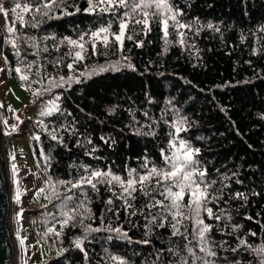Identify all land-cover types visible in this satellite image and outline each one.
<instances>
[{"label":"trees","instance_id":"1","mask_svg":"<svg viewBox=\"0 0 264 264\" xmlns=\"http://www.w3.org/2000/svg\"><path fill=\"white\" fill-rule=\"evenodd\" d=\"M17 2L34 9L49 0L3 1L8 15L0 34V59L13 75L20 67L29 77L25 84L38 85L40 97H59L57 110L43 117L42 126L36 129L39 140L32 142L45 171L44 187L52 206L38 216L45 228L41 239L54 253L43 264H119L112 256L127 264H203L205 260L211 264H260L261 254L254 249L264 246V32L259 31L264 27V0H169L182 13L178 17L181 22L191 24L198 19L200 25L213 23L220 31L185 29V44L181 45L170 26L166 46L162 25L150 21L151 31L145 35L142 26L129 19L122 52L115 44L104 48L98 43L97 54H92L87 44L85 59L74 63L72 71L66 66L73 63L68 55L71 46L64 38L78 39L108 23L110 31L117 32V17L126 9L90 14L84 11L89 7L87 0H57L59 7L49 13L51 18L21 13L25 21L21 25L11 11ZM34 14L36 27L29 23ZM9 27H15L12 36ZM127 35H133V40ZM12 39L17 48L12 47ZM136 41H143V46L137 47ZM117 61L121 65L118 70L110 67ZM128 62L135 71L122 66ZM102 66L105 70L99 71ZM93 69L97 71L91 75H80ZM60 76L74 80L44 91L51 78L58 81ZM174 110L191 125L180 135L201 149L197 159L208 179L216 180L215 188H221L222 183L228 186L223 188L222 199L208 205L221 219L201 214L211 226L207 247L215 256L200 250L203 245L195 236L192 220L179 225L181 232L187 227L186 238L173 236L170 214L164 220L161 208L143 207L148 198L139 191L130 201L133 207L125 211L124 201L113 196L121 191L115 182L111 191L103 183L97 185L99 191L88 185L71 188L58 183L77 182L87 174L85 168L110 170L124 178L128 169L142 172L145 157L161 166L160 150L167 149V132L171 130L164 120L171 122ZM153 120L156 123L150 129ZM137 129L154 130L156 135L137 134ZM53 130L56 140L52 139ZM49 180L59 198L52 194L46 183ZM236 192H243L247 200L233 199L230 194ZM109 199L111 205L106 203ZM187 199L185 196V202ZM131 211L137 214L130 216ZM62 213L71 217L63 231L60 221L66 217ZM159 223L165 227H158ZM85 226L101 231L86 234ZM109 226L121 227L130 239L108 232ZM49 227L60 236H45ZM85 235L87 239H83ZM77 237L82 239L83 251L74 244ZM240 239L246 244L240 245ZM144 240L149 243L138 242Z\"/></svg>","mask_w":264,"mask_h":264},{"label":"snow or ice","instance_id":"2","mask_svg":"<svg viewBox=\"0 0 264 264\" xmlns=\"http://www.w3.org/2000/svg\"><path fill=\"white\" fill-rule=\"evenodd\" d=\"M62 2L63 0H61V3ZM87 2L89 7L84 11L90 14L97 12H115L119 8H124L126 11L122 14V17H117V19H119V29L117 32H111L110 30L112 25L111 23H108L106 26H100L95 30H90L89 32L80 34L78 39H71L68 37L64 38V41H66V43L71 46L68 55L72 56L73 59V63L66 65L69 71L73 70L74 63L82 62L85 59L88 53V48L86 47L87 44L91 45L92 54H97L98 43L104 48H108L111 44H115L117 45V49L122 52L126 31L129 28V19H131V21L136 25H141L142 31L145 35L151 31L150 21L154 20V22L158 25H162L161 30L163 33L164 44L166 46L169 44L168 36L170 26L179 35V43L181 45L185 44L186 34L185 31H183L185 29L189 31L195 29L197 33L204 27L216 32L220 31L218 25H214L213 23L200 25L198 19L191 24L181 22L178 17L181 16L182 13L173 5H171L169 0H87ZM55 7H59L57 0H49V2L38 3V6L34 9L30 8L29 4L27 3L21 4L20 2H17L11 11L12 13L16 14V20H18L21 25H23L25 21L21 13L34 12L35 14L48 16L51 18L49 13L52 12ZM76 11H80V9L77 8ZM0 12H2L5 16L8 15V12L2 5H0ZM35 14L32 17V20L29 22L33 27H36L38 23V21H36ZM65 14L72 15L74 13ZM169 21H171V25H169ZM7 31L10 36H12L15 34L16 30L15 27H9L7 28ZM259 31L264 32V27H261ZM86 36L88 37L87 40ZM126 38L128 40H133V35H127ZM243 39L244 37L241 35V40ZM10 42L13 48H17L14 39H12ZM136 46L142 47L143 41H136ZM17 55H19L18 49ZM124 59L127 60L128 58L124 57ZM60 62L62 61H57V64ZM118 66H121L119 61L110 65V67L117 68V70ZM122 66L135 71V66L130 62ZM28 68L30 70L32 65L29 64ZM98 70L104 71L105 69L102 66ZM15 71L19 74L21 73V68L17 67ZM96 71L97 69H93L91 73L85 72L80 73V75H91ZM19 78L22 81H27L29 79L27 75H20ZM73 80L74 77L72 76H69L67 80L64 76H60L58 81L55 78H51L49 80V88L44 89V91H50L52 87H60L65 83H71ZM75 82L78 83L79 79L75 78ZM41 94L42 93L40 91L33 93L34 96H39ZM58 99L59 97H56L55 100L50 101L51 107L46 111H42L40 115H49L52 111L57 110L56 100ZM169 104H171V101H169ZM144 115L147 116L148 114L144 113ZM173 115L174 119L171 122L164 120V123L171 130L167 132V136L169 137L167 141V149L161 148L160 150V156L162 160L161 166L151 163L148 158L145 157L143 163L141 164L143 171L139 172L136 169H128L127 176L124 178H122L120 175L112 173L110 170L102 171L99 169L93 170L90 168H85V172L87 174L82 175L77 182H66L61 180L58 183L61 185L69 184L71 185V188H83L85 185H88L95 191H99L97 185L103 183L107 184L109 186V190L111 191V186L115 182V184L119 185L121 191L119 193L113 192V196H116L117 198L124 201L125 211L133 207L130 201L135 199L134 193L139 191L143 194V196L148 198L143 207L149 209L153 207L161 208L163 210L161 213V218L164 220H167L168 215L170 214L171 221L169 222L171 224L173 236H185L188 231L187 227H185L184 232H181L179 225L183 220H192L195 225L193 229L195 236L199 239L201 245H203L200 250L209 256H215L216 253L210 251V249L207 247L208 238L206 234L211 231V226L204 222V220L201 218V214L204 212L209 218H215L216 220L221 219V215L215 213L211 207H208V205L213 201H219L222 199L223 188L228 186L223 185L221 182V188L214 187L216 185V180L208 179L207 170L197 159V157L200 155L201 149L199 147H194L187 139L180 135L182 132H187L191 126L187 117L180 115L178 110H174ZM155 123L156 122L153 120L152 124H149L148 127L152 129V125ZM13 131H15V126H13ZM136 132L137 134L146 136L156 135L154 130L142 132L141 129H137ZM51 135L53 140L57 139L55 130H53ZM34 139L39 140V136L34 137ZM101 139L103 140L104 137H101ZM93 151H95V149H93ZM12 167L15 177L16 165L13 164ZM233 175L237 174L233 173ZM224 178L227 179L228 177ZM236 182L241 183L239 180ZM46 183L49 188L52 189V194L59 198V195L55 192V187L52 185V182L49 180ZM44 191V188L39 189L37 195ZM152 193H156V195L163 197V199H156V196L152 195ZM230 195L233 199L247 200V196L243 192H236ZM185 196L188 197L187 202H185ZM15 198L17 202H19V190H17ZM65 199H71V197L66 196ZM49 200L51 202L50 198ZM165 201H168V203H165ZM106 203L111 205L113 200L109 199ZM109 211H112V209H109ZM136 214L137 213L135 211L129 212L130 216H134ZM20 215L21 214H18V218ZM62 215H64L66 218L60 221L61 231H63L64 226L68 224L69 219L71 218L67 216V213H62ZM156 219L157 217L153 215L151 218L152 223H155ZM81 224L83 225V221H81ZM157 226L162 228L165 227V224L159 223ZM84 231L86 234H88L90 232H99L101 229L85 226ZM107 231L115 233L120 239H130L128 237V233L122 231L121 227L112 228L109 226ZM149 231H151V229H149ZM49 234H54L55 236L59 237L61 233L56 232L54 228L49 227L44 235L48 236ZM253 235H255V233H253ZM83 239H87V235H85ZM108 239L111 240L112 237L109 236ZM20 242L23 244V239H21ZM138 242L145 244L149 243L148 240ZM239 243L240 245H245L246 241L240 239ZM74 244L77 248H81L83 251L81 238L77 237L74 240ZM189 251L191 252L190 248ZM254 251H256L258 254H261L260 264H264V246L254 249ZM110 258L113 261H119V264H127L125 260L118 256H112ZM203 264H211V262L205 260Z\"/></svg>","mask_w":264,"mask_h":264},{"label":"rangeland","instance_id":"3","mask_svg":"<svg viewBox=\"0 0 264 264\" xmlns=\"http://www.w3.org/2000/svg\"><path fill=\"white\" fill-rule=\"evenodd\" d=\"M3 1L0 0V5ZM5 20L6 16L0 12V34L5 31ZM20 75L27 74L13 75L0 59V134L9 186V227L16 264H43L54 253L41 239L45 228L43 222L39 223L38 216L44 215L52 206L45 191L37 195L39 189H45V171L34 153L32 142L36 129L42 126L43 117L48 116L40 113L50 108V101L56 98L34 96L33 93L39 91L38 85H26ZM56 105L58 108V100ZM13 164L16 165L15 177ZM17 190L19 202L15 198ZM18 214H21L19 218Z\"/></svg>","mask_w":264,"mask_h":264},{"label":"water","instance_id":"4","mask_svg":"<svg viewBox=\"0 0 264 264\" xmlns=\"http://www.w3.org/2000/svg\"><path fill=\"white\" fill-rule=\"evenodd\" d=\"M9 186L3 153L1 148L0 134V264H16L15 251L11 244V229L9 227Z\"/></svg>","mask_w":264,"mask_h":264},{"label":"bare ground","instance_id":"5","mask_svg":"<svg viewBox=\"0 0 264 264\" xmlns=\"http://www.w3.org/2000/svg\"><path fill=\"white\" fill-rule=\"evenodd\" d=\"M10 237H11L12 249H13V252H14V244H13L12 236L10 235Z\"/></svg>","mask_w":264,"mask_h":264}]
</instances>
